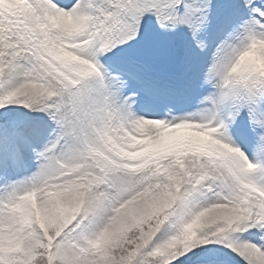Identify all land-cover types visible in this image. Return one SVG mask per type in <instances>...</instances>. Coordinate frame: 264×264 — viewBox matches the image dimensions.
Instances as JSON below:
<instances>
[{
  "label": "snow or ice",
  "instance_id": "snow-or-ice-1",
  "mask_svg": "<svg viewBox=\"0 0 264 264\" xmlns=\"http://www.w3.org/2000/svg\"><path fill=\"white\" fill-rule=\"evenodd\" d=\"M0 264H264V0H0Z\"/></svg>",
  "mask_w": 264,
  "mask_h": 264
}]
</instances>
